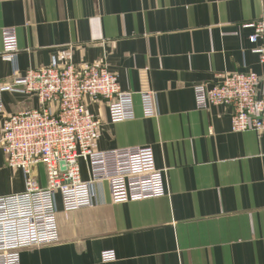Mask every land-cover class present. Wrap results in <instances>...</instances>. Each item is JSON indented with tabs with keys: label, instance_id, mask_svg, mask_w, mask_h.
Listing matches in <instances>:
<instances>
[{
	"label": "crops",
	"instance_id": "0c3cea01",
	"mask_svg": "<svg viewBox=\"0 0 264 264\" xmlns=\"http://www.w3.org/2000/svg\"><path fill=\"white\" fill-rule=\"evenodd\" d=\"M264 18V0H0V28L18 29L19 67L106 62L123 90L157 92L159 114L111 123L104 99H85L102 119L95 148L152 145L167 173V195L111 203L95 185V205L66 214L60 241L24 248L20 264H264V131L232 129V108L196 105V85L217 75L255 72L264 63L246 23ZM14 63L0 58V81ZM9 113L34 109L37 96L4 92ZM0 117V122L2 121ZM1 132V131H0ZM84 179L89 177L82 163ZM46 185L45 166L34 168ZM26 174L0 149V196L22 192ZM104 250L117 254L103 262Z\"/></svg>",
	"mask_w": 264,
	"mask_h": 264
},
{
	"label": "built area",
	"instance_id": "2783aa9c",
	"mask_svg": "<svg viewBox=\"0 0 264 264\" xmlns=\"http://www.w3.org/2000/svg\"><path fill=\"white\" fill-rule=\"evenodd\" d=\"M253 28V51L264 63V18L246 23ZM18 29L0 28V58L14 63L10 81H0V149L7 165L26 174L22 192L0 196V264H20L24 248H40L60 241L58 204L66 214L94 206L95 185L105 181L111 203L135 202L167 195V173L157 167L152 145L95 148L102 119L91 112L86 98L104 99L111 123L137 118L139 97L143 117L159 114L157 92L152 89L123 90L118 76L106 62L76 65L70 57L63 64L53 62L22 72L19 67ZM255 72L217 75L212 86L194 87L196 105L232 108V129L236 132L264 131V94H259ZM37 96L34 109L9 113L4 92ZM89 177L84 179L82 163ZM45 166L46 185L36 180L34 168ZM103 262L115 261L113 250H104Z\"/></svg>",
	"mask_w": 264,
	"mask_h": 264
}]
</instances>
